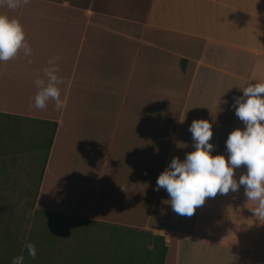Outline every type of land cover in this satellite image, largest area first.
Wrapping results in <instances>:
<instances>
[{"label": "crops", "instance_id": "obj_1", "mask_svg": "<svg viewBox=\"0 0 264 264\" xmlns=\"http://www.w3.org/2000/svg\"><path fill=\"white\" fill-rule=\"evenodd\" d=\"M0 14L19 21L32 48L31 63L22 51L0 61V115L57 124L36 205L79 220L61 234L72 264L99 251L108 261L110 226L163 237L164 264H264V221L242 185L191 216L154 190L171 158L193 150V119L210 121L212 154L227 159V135L243 127L229 105L264 81V0H23ZM52 56L66 103L30 108Z\"/></svg>", "mask_w": 264, "mask_h": 264}, {"label": "clouds", "instance_id": "obj_2", "mask_svg": "<svg viewBox=\"0 0 264 264\" xmlns=\"http://www.w3.org/2000/svg\"><path fill=\"white\" fill-rule=\"evenodd\" d=\"M23 0H0L8 8H17ZM22 51L31 63L32 48L25 38L23 26L15 17L0 14V61H7ZM57 56L48 58L42 69L43 77L37 76L34 84L37 91L31 98L29 107L44 109L49 99L54 107L62 109L66 100L61 97L57 75ZM46 78V79H45ZM242 94L234 96L229 107L242 121L243 127L231 130L225 140L227 159L222 153L212 154L214 145L210 143L212 125L209 120L196 118L188 125L193 141V150L184 158L173 156L156 178L154 190L163 187L168 193L167 203L178 214L191 216L196 207L204 203L206 197L218 192H235L242 185L247 201H255L250 211L257 222L264 221V81L248 82ZM222 101V100H221ZM222 103H227L226 100ZM243 164L246 171L238 178L235 169ZM24 247L31 257L36 256V246L28 241ZM23 253L12 257L11 264H23Z\"/></svg>", "mask_w": 264, "mask_h": 264}, {"label": "trees", "instance_id": "obj_3", "mask_svg": "<svg viewBox=\"0 0 264 264\" xmlns=\"http://www.w3.org/2000/svg\"><path fill=\"white\" fill-rule=\"evenodd\" d=\"M4 116L35 121L40 125H44L49 133L41 135L40 139V141L42 140L46 146V155L44 165L40 172L38 182L39 188L57 124L54 121L33 117H22L10 114ZM38 188L35 195V204L39 190ZM38 210L41 212L40 217L42 219H39L38 225L30 231V234L26 239V242L31 241L35 244V257L28 255L27 249L24 247L26 242L21 245L17 236L12 233L10 229L1 233L3 229L1 228L0 220V264H11L12 257L21 253L24 255L23 264H72L70 242H63L64 240H61V234L64 236H71L74 234V231L76 230H73V225H77L79 220L61 212L42 208H39ZM110 227L112 228V237L110 238V241L112 243L111 245H113V249H111L108 261L105 260L104 263L99 262V255L102 254L101 251H99L100 253L85 256L86 258H89V264H164L167 246L163 237L154 236L149 231L147 232L124 226ZM116 237L122 239L117 240ZM97 243L99 245L100 241H97ZM83 261L82 264H87V260Z\"/></svg>", "mask_w": 264, "mask_h": 264}, {"label": "rangeland", "instance_id": "obj_4", "mask_svg": "<svg viewBox=\"0 0 264 264\" xmlns=\"http://www.w3.org/2000/svg\"><path fill=\"white\" fill-rule=\"evenodd\" d=\"M45 133V126L35 121L0 115L1 233L10 229L21 245L42 219L34 201L46 155L40 141Z\"/></svg>", "mask_w": 264, "mask_h": 264}]
</instances>
